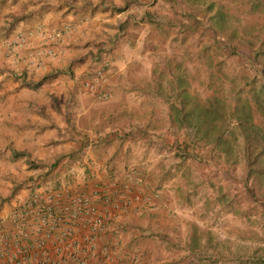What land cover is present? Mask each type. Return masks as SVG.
Segmentation results:
<instances>
[{
  "label": "rangeland",
  "instance_id": "obj_1",
  "mask_svg": "<svg viewBox=\"0 0 264 264\" xmlns=\"http://www.w3.org/2000/svg\"><path fill=\"white\" fill-rule=\"evenodd\" d=\"M254 1L258 3L256 8L252 6ZM261 1L263 0H185L186 5L181 7L183 13L174 14L168 5L172 7L171 4H176L175 1L159 0L158 21L174 24L182 19L190 20V15H196L197 12L198 24L202 27L183 34L175 32L172 27L167 28L163 34L154 27L147 25L144 28L139 23L137 27L129 28L126 33H132L134 37L140 35V38L133 49L127 45L118 46L119 54L125 58L128 55L136 56L139 63L132 66L133 70L124 71L118 79H121L120 82L117 80V86L122 85L125 91L115 90L114 97L107 91V98L99 99L82 86L83 89L78 94L80 99L77 101L84 103L94 98L96 113H104L109 108L117 107L116 111L129 112L140 125L147 122L149 125L167 127L168 110L164 100L154 93L146 94L138 90V87L145 85L151 92L157 89L167 91L170 79L182 68L191 89L201 96L214 93L231 105L236 92L243 95L247 86L240 77V58L235 54L219 53V43L216 41L228 38L233 43L239 37L257 41L264 36ZM206 4L209 8L202 12V7ZM33 7L35 3L30 0H6L0 6V37L8 31L1 26L9 19V16H5L8 11L19 15ZM58 23L60 22L52 21L46 25ZM17 24L14 20L11 28H17ZM209 26H213L212 30ZM76 41L70 44L71 57L81 53L84 48L87 49L90 44L83 38ZM207 45L203 52L202 47ZM5 57L0 51V70L12 71L14 74L11 72V77L19 85L31 87L33 82H21L20 74L6 67ZM67 57L51 70V75L60 77L62 74L74 73L72 65L79 59ZM175 62L179 64L178 67H175ZM94 65L93 61L89 63L91 68ZM117 65H121V62H117ZM11 77L8 80H13ZM43 77L44 75L36 81ZM61 82L64 85L68 83L64 78ZM83 93L87 95L86 100L81 98ZM64 100L61 96L59 101ZM69 116L72 117L73 114ZM174 128L170 127V134L175 135L179 142L184 140V130ZM237 141L239 143L236 149L241 143L239 138ZM123 146L130 154L127 158L129 162L144 169L150 184H157L164 195L162 200L165 207L157 215H142L146 218L142 229L147 227L148 231L140 235L137 240L139 247L133 250L136 264H191L192 259L196 264H239L240 261L245 264L247 259L264 252V198L253 197L249 183H244L241 179L243 158L238 150L235 163L218 169L198 156L180 160L173 155L171 149L159 150L141 139L126 142ZM35 160L39 161L37 158ZM23 161L19 156L12 164L10 159L1 158L0 155V215L7 211L16 194L25 191V183L29 179H42L38 173L39 168L26 166ZM11 164L19 171H9ZM54 172H49L45 178L55 175ZM67 177L69 180H87L91 175L83 170ZM192 236H195L194 249L189 248Z\"/></svg>",
  "mask_w": 264,
  "mask_h": 264
},
{
  "label": "crops",
  "instance_id": "obj_2",
  "mask_svg": "<svg viewBox=\"0 0 264 264\" xmlns=\"http://www.w3.org/2000/svg\"><path fill=\"white\" fill-rule=\"evenodd\" d=\"M38 3L48 5L46 10H43L39 16L32 12L28 18L17 19V28L28 27L43 21L45 23L75 21L79 24L76 30L65 36L58 47L56 46L58 52L54 56L45 58L37 68L13 63L11 56L5 54L4 48L0 46V51L6 55V67L20 74L21 82H33L31 87L19 85V82L14 80L13 76L11 77L12 71L0 70L1 158L10 159L13 164V160L20 156L28 166L25 155H14V151L25 150L31 158L34 160L37 158L44 164L56 160L52 169L54 173H63L66 170L81 173L84 170L91 175L87 178L89 184L97 179L106 186V189L111 187L113 181L121 182L124 177L129 178L130 194L137 195L138 199L130 207L115 213V230L106 233L104 239L110 243L108 254L115 264L116 261L122 264H136L137 261L130 259V254L139 247L137 240L140 235L148 231L147 227L142 229L146 220L142 215L150 217L157 215L165 207L162 200L164 195L160 188L159 195L154 198L153 194L149 193L150 190L146 189L148 179L144 169L133 165L127 159L130 154L123 144L139 140V138L125 137L119 140L116 137H109L112 134L106 132L107 126L110 125L105 120L106 115L116 111L117 107L109 108L104 113H96L94 106L97 105L94 103V98L84 103L78 102L77 99H80L78 94L83 89L81 80L84 74L86 76L87 67L91 61V51L93 52L95 47L108 38L112 40L111 49L108 52L109 64L112 63V65L108 66L105 74L104 87L111 97L115 96V90L125 91L122 85L117 86V80L124 71L132 69V66L139 62L136 56L128 55L125 58L120 55L118 46L127 45L133 49L140 38V35L134 37L132 33H126L129 29L126 22L135 18L139 19L138 23L143 24L144 28L148 25L150 28L157 29L153 21L158 20L159 0H38ZM82 4L84 6L81 8ZM168 8L171 9L170 5ZM119 25L126 29L122 34L124 30L118 31ZM17 28L8 29L5 35ZM80 38L90 44L87 49L84 48L75 56L81 60L73 63L74 73L62 74L60 77L51 75V70L64 62L65 56H68V59L75 58L69 55L70 44L72 45ZM33 45L36 46L37 41H34ZM17 51L22 52L23 49L19 48ZM117 62H121V65H117ZM43 75L44 79L42 78L41 82L36 84L37 78ZM9 76L13 80H8ZM62 78L68 81L67 85L61 82ZM118 81L120 82L121 79ZM83 95L81 94L83 97H80L86 100L87 95L84 93ZM61 96L65 99L62 102L59 101ZM70 114L73 116H69ZM12 164L9 171L18 172L19 170ZM133 168L137 169L138 177L127 175V172ZM29 173L30 171L27 174ZM146 195L154 198L148 204L142 200ZM118 198L121 197L118 196ZM12 199L14 200L15 197ZM0 218V222L3 221L6 224L4 216Z\"/></svg>",
  "mask_w": 264,
  "mask_h": 264
},
{
  "label": "trees",
  "instance_id": "obj_3",
  "mask_svg": "<svg viewBox=\"0 0 264 264\" xmlns=\"http://www.w3.org/2000/svg\"><path fill=\"white\" fill-rule=\"evenodd\" d=\"M5 1L0 0V5ZM31 1L35 3V7L23 14L20 13L18 15L12 11L6 13L5 16H9V19H7L6 24L1 25L4 30L10 29L14 20L28 18L32 15V12L39 16L48 6L44 3L39 4L38 0ZM173 1L176 2L175 5L171 4L173 13H183L181 7L186 5L185 0ZM261 2V10L264 12V0ZM83 6L84 4H82L81 8ZM252 6L256 8L258 3L254 1ZM202 8V12H206L209 6L206 4ZM198 15L196 12V15H190L191 21L189 19H182L174 24L158 20L153 22L155 23L154 25L157 31L163 32V34L169 27H172L175 32L183 34L184 32L197 31L198 28L202 27V25L198 24ZM138 21L139 19L131 18L127 20L126 26L129 28L137 27ZM212 28L213 26H209V29L212 30ZM207 29L208 27H206ZM125 30V27L118 26V31H123L121 34ZM216 42L219 43V53L223 55L235 54L240 58V77L244 79L243 83L247 86L243 90V95L238 91L236 92L231 105L226 104L221 97L214 93L201 96L195 90L191 89L186 77L182 73V68H180L174 77L170 79V86L167 91L157 89L151 92L145 85L138 87V90L146 94L154 93L164 100L168 110L169 126L160 127V125H149L147 122H143L140 125L136 121H133L134 119L129 112L119 110L115 113L109 112L106 115L105 120L110 123L107 126L108 129L106 132L112 134L109 136L111 138L116 137L122 140L125 137H135L141 139L146 144L153 145L159 150L171 149L173 155L180 160L188 157L196 158L198 156L202 160L213 164L218 169L222 168L223 165L228 167L231 163H235V156L238 150L243 158L241 179L244 183H249V189L253 197L258 196L264 198V36L259 37L257 41L248 37H239L233 43H230L228 38ZM111 43L112 40L108 38L98 47H95L93 52L91 51L90 62L93 61L95 65L92 68L88 65L90 71L87 70V76L95 68L110 61L108 52L111 49ZM207 47L208 45L202 47V51L204 52ZM178 65L175 62V67H178ZM41 80L36 82V84H39ZM170 127H175L174 129L176 127L182 128L186 134L184 140L179 142L175 135L170 134ZM238 138L241 143L240 147L236 149L237 143H239L237 141ZM19 154L25 155V161L28 166H34L40 169L38 173H40L42 179L52 171L57 162L55 160L51 163L44 164L40 161H35L25 150L14 151L15 156ZM127 173L128 176L138 177V171L135 168ZM128 179L124 177L118 183V185H126V189L122 188L123 190H121V187L118 186V188L109 187L105 190V194L109 199L108 201L120 199L118 196H121L122 193L126 194L127 190L131 189V183ZM146 183L148 186H146V189L150 190L149 193L151 195L153 194L154 198L158 196L160 192L158 185L155 184V186H152L149 184V181ZM111 226L112 229L110 231L113 232L115 230L114 219L111 222ZM194 244L195 236H192L189 248L194 249ZM133 253L131 252L130 259H133ZM195 262L192 259L190 263L196 264ZM242 263L243 261L239 262V264ZM244 263L264 264V252L247 259Z\"/></svg>",
  "mask_w": 264,
  "mask_h": 264
},
{
  "label": "built area",
  "instance_id": "obj_4",
  "mask_svg": "<svg viewBox=\"0 0 264 264\" xmlns=\"http://www.w3.org/2000/svg\"><path fill=\"white\" fill-rule=\"evenodd\" d=\"M78 24L37 22L12 30L0 39V46L13 63L37 68L58 51L56 46ZM19 48L23 51H17ZM108 66L105 62L81 80L96 98L108 95L104 87ZM77 174L66 170L25 183V191L16 194L6 213L0 215L6 220V224L0 222V264H115L104 236L112 229L115 213L130 207L138 197L127 190L126 194L121 192L120 199L108 201L106 186L100 180L89 184L67 177ZM112 183L111 188H127L117 181ZM142 200L148 204L152 198L146 195Z\"/></svg>",
  "mask_w": 264,
  "mask_h": 264
}]
</instances>
